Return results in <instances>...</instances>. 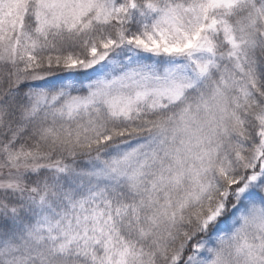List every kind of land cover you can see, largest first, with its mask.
<instances>
[{"label":"snow or ice","instance_id":"snow-or-ice-1","mask_svg":"<svg viewBox=\"0 0 264 264\" xmlns=\"http://www.w3.org/2000/svg\"><path fill=\"white\" fill-rule=\"evenodd\" d=\"M0 264H264V0H0Z\"/></svg>","mask_w":264,"mask_h":264}]
</instances>
